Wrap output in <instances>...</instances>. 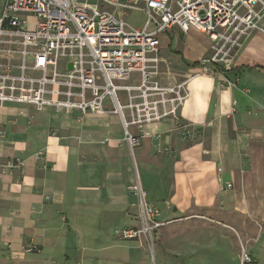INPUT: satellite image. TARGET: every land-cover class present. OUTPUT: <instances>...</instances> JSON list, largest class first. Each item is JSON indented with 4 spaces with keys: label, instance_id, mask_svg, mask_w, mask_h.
I'll return each instance as SVG.
<instances>
[{
    "label": "crops",
    "instance_id": "obj_1",
    "mask_svg": "<svg viewBox=\"0 0 264 264\" xmlns=\"http://www.w3.org/2000/svg\"><path fill=\"white\" fill-rule=\"evenodd\" d=\"M208 52L209 46L187 60L200 62ZM193 67L182 76L198 69ZM233 71L240 76L239 84L226 90L210 75L195 78L179 122L131 127L140 136L134 150L121 142L125 129L120 116L105 115L111 133L119 137L112 139L113 162L104 172L96 156L95 161L83 158L82 147L29 126V107H0V259L55 253L62 242L60 218L76 227L119 219L122 210H132L137 184L149 205L169 204L187 219H198L196 212L227 217L228 211L264 217L262 33L253 32L245 41ZM178 125L191 128L187 141ZM8 163L14 167L6 168ZM126 185L132 186L130 192ZM218 217L211 218L242 239V225L237 231ZM262 233L257 232L260 237ZM29 248L33 251L28 253Z\"/></svg>",
    "mask_w": 264,
    "mask_h": 264
},
{
    "label": "built area",
    "instance_id": "obj_2",
    "mask_svg": "<svg viewBox=\"0 0 264 264\" xmlns=\"http://www.w3.org/2000/svg\"><path fill=\"white\" fill-rule=\"evenodd\" d=\"M128 10L147 16L144 28L127 23ZM173 29L197 31L211 42L210 55L193 73H212L210 66L228 70L253 32L264 35V0H5L0 15V107L118 115L133 149L140 140L131 127L179 122L190 97L192 73L176 80L162 70L167 61L160 37ZM177 128L183 141L191 137L190 127ZM132 190L145 223L143 230H124L128 239L164 224L157 223L159 210L147 203L141 185ZM245 257V264H251Z\"/></svg>",
    "mask_w": 264,
    "mask_h": 264
},
{
    "label": "rangeland",
    "instance_id": "obj_3",
    "mask_svg": "<svg viewBox=\"0 0 264 264\" xmlns=\"http://www.w3.org/2000/svg\"><path fill=\"white\" fill-rule=\"evenodd\" d=\"M4 3L5 0H0V15ZM124 13V18L130 26L135 29L145 27L147 16L143 12L128 10ZM28 20L31 24L36 21L33 17ZM160 38L163 43L162 56L167 61L162 70L176 80H184L182 75L187 74L188 69H192V66L199 62L188 61L194 59V55L201 54L200 52L208 46L209 52L205 57L210 55V40L197 31L192 30L188 34H183L173 29L169 35L165 34ZM235 60L231 69L210 66L212 73H206L219 79V88L222 90L239 84L240 76L233 71ZM193 74L195 73H192V76ZM135 83L136 80H133L130 85ZM120 97L122 98V94ZM233 107L236 109L234 100ZM29 108L31 109L27 114L29 126H35L43 134L73 142L74 145L82 147L83 158L87 161L93 158L95 161L96 156L102 163L103 172L106 170L105 165H108L110 170L113 161L109 149L113 144L112 139L119 136L111 133L109 122L103 119L105 115L83 116L58 113L51 109L37 112ZM134 136L140 140L139 135ZM121 142L131 150L137 148V146L131 148L124 130ZM131 187L126 185V190L130 192ZM131 196L135 199L132 210H122L119 219L106 221L104 218L96 226L82 222L80 227H76L72 226L70 221L60 218L57 229L61 233L62 242L55 253L43 256L30 253L22 259L7 255L0 259V264H245L248 260L246 255L251 264H264V231L262 233L264 217L260 216L257 219L244 217L240 213L228 211L227 217L220 215L219 218L213 212H196L199 218L191 220L187 219L185 214L177 215L176 209L169 204L163 206L161 202L160 205L156 204L157 207H153L159 210L157 223H164L163 226L157 228L153 226L152 231L142 233L139 238L128 239L123 236L124 230H143L145 223L139 198L132 193ZM106 213L108 210L104 215ZM60 215L65 217V214ZM211 217L226 219L237 231L242 225L244 233L242 239L229 228L222 226L221 222L215 223ZM257 232L262 233V236L260 237Z\"/></svg>",
    "mask_w": 264,
    "mask_h": 264
},
{
    "label": "bare ground",
    "instance_id": "obj_4",
    "mask_svg": "<svg viewBox=\"0 0 264 264\" xmlns=\"http://www.w3.org/2000/svg\"><path fill=\"white\" fill-rule=\"evenodd\" d=\"M201 75H202L203 77H208V75L203 74V73H195V75L191 77L190 84H191V82H192L195 78L200 77ZM125 132H126V131H125Z\"/></svg>",
    "mask_w": 264,
    "mask_h": 264
},
{
    "label": "trees",
    "instance_id": "obj_5",
    "mask_svg": "<svg viewBox=\"0 0 264 264\" xmlns=\"http://www.w3.org/2000/svg\"><path fill=\"white\" fill-rule=\"evenodd\" d=\"M193 66H194V68H199L200 64H199V62H196L195 65H193Z\"/></svg>",
    "mask_w": 264,
    "mask_h": 264
}]
</instances>
